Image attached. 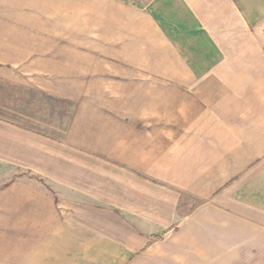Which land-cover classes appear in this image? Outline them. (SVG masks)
<instances>
[{
    "label": "crops",
    "instance_id": "0c3cea01",
    "mask_svg": "<svg viewBox=\"0 0 264 264\" xmlns=\"http://www.w3.org/2000/svg\"><path fill=\"white\" fill-rule=\"evenodd\" d=\"M220 252L264 264V0H0V264Z\"/></svg>",
    "mask_w": 264,
    "mask_h": 264
},
{
    "label": "rangeland",
    "instance_id": "374dc122",
    "mask_svg": "<svg viewBox=\"0 0 264 264\" xmlns=\"http://www.w3.org/2000/svg\"><path fill=\"white\" fill-rule=\"evenodd\" d=\"M37 95H38L37 99L40 98L44 102H45V100H47V102H48L47 104L48 105L50 104V102H51L50 100L51 99H50L49 96H47L46 94H43V93H39V92L37 93ZM52 104L54 106L55 115L56 114H60L61 111L59 109L62 106L61 104H64V103H62L60 100L54 99V100H52ZM65 106L67 107V105H65ZM67 109H69V107H67ZM215 253L218 254V251L215 250ZM231 253L232 252H230V256H229L231 258H224V257H221V252H220V254L215 257L216 260H214V264H235L237 256H235V255L231 256ZM204 260H205V258L199 257L198 258V264H202L204 262Z\"/></svg>",
    "mask_w": 264,
    "mask_h": 264
}]
</instances>
